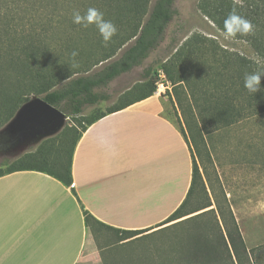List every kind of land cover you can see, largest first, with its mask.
<instances>
[{"label": "trees", "instance_id": "1", "mask_svg": "<svg viewBox=\"0 0 264 264\" xmlns=\"http://www.w3.org/2000/svg\"><path fill=\"white\" fill-rule=\"evenodd\" d=\"M52 2L54 7L47 22L58 24L63 7H58L56 0ZM65 4L72 9L67 24H71V30L76 34L58 39L49 36L46 30L43 14L47 0H0V126L9 122L20 105L28 100L29 94L41 96L75 121L42 140L35 151L23 154L5 168L0 167V176L17 170H38L70 185L72 154L86 127L106 113L151 96L155 90L156 72L132 91L125 92L121 100L106 111L87 116L81 114L85 105L107 100L109 96L103 89L117 76L140 65L161 45L177 14L175 0H154L151 4L150 0H66ZM199 6L222 31L224 20L233 8L251 21L254 32L236 38L248 42L255 54L264 60V0H240L239 3L234 0H202ZM89 8L103 12L104 19L112 21L117 30L122 27L124 33L117 31L107 44L99 39L83 52L82 47H77L78 39L82 38V29H91L94 24L85 28L74 23L73 13L78 11L83 16ZM128 41L131 43L120 56L112 59ZM173 48L176 49L161 64V69L171 84L185 82V95L196 127L189 136L184 133L185 137L205 138L211 130L206 128V121L217 129L219 123L228 125L237 118L264 112V91L250 93L244 87L245 74L264 70V66L220 47L214 39L200 33L187 36ZM74 51L77 52L75 57L72 56ZM78 60L80 65H77ZM98 65L101 66L96 68ZM149 75L150 68L145 77ZM222 79L227 82L216 83ZM261 83L264 85V77ZM203 85H212L213 90L209 92ZM197 184L206 191L193 159L192 182L186 198L159 226L211 207L208 200L191 210L184 209ZM226 213L228 218L222 210L219 209L217 214L214 208H208L165 225L184 224L196 217L202 219L199 227H192L185 236L178 238L172 258L180 264H259L252 256L254 250L247 248L230 207ZM83 214L96 242L100 228L115 232L120 244L128 243L148 230L118 229L98 221L87 210ZM97 247L103 250L98 242ZM100 253L103 264H107L104 253ZM172 258H169L171 262H175Z\"/></svg>", "mask_w": 264, "mask_h": 264}, {"label": "crops", "instance_id": "2", "mask_svg": "<svg viewBox=\"0 0 264 264\" xmlns=\"http://www.w3.org/2000/svg\"><path fill=\"white\" fill-rule=\"evenodd\" d=\"M165 110L153 93L87 126L70 185L38 170L0 176V264H84L94 240L84 210L118 229L164 227L186 198L194 159L191 139ZM198 170L208 191L215 180L207 167Z\"/></svg>", "mask_w": 264, "mask_h": 264}, {"label": "rangeland", "instance_id": "3", "mask_svg": "<svg viewBox=\"0 0 264 264\" xmlns=\"http://www.w3.org/2000/svg\"><path fill=\"white\" fill-rule=\"evenodd\" d=\"M56 1L58 7H63V13L58 18V21L61 20V22L58 24L47 22L50 19V12L54 7L52 0H47L48 5L45 7L43 15L45 16V24H47L46 30H48V35L62 39L69 37V35L71 36L72 33L76 34V32L71 30V24H67L66 20L69 18L68 16L72 9L66 6V0ZM201 1L175 0L177 14L167 28L165 39L161 45L152 51L140 65L117 76L103 89V92L109 96L107 100L94 105H85L81 114L87 116L90 113L94 114L107 109L113 104H117L125 92L132 91L135 86L142 84L150 76L152 78L154 72L157 73V70L161 69V64L176 49H172V47L180 45L187 36L193 33H200L212 38L220 47L237 52L248 59L256 61L259 66H264V60L255 54L248 42L238 38L225 39L223 31L203 14L199 6ZM234 1L236 2L237 0ZM153 2L154 0H150V4ZM239 2L240 0H238ZM68 9L69 11H67ZM121 28L117 31L123 34L124 30H121ZM99 39H102L99 30L94 25H91V29H86V31L82 29V38L78 39L77 47H82L83 52H86ZM130 43L131 41L126 42L117 50L112 59L119 57ZM80 64L81 61L78 60L77 65ZM100 66L98 65L96 68ZM148 68H150V75L145 77V72ZM204 81L206 82V80ZM224 81L225 83L227 82L226 79H222L216 81V83ZM203 88L209 92L213 90L212 85H203ZM223 89H225L224 86ZM231 90L230 88V94ZM185 91V82H179L174 85L172 84L170 92L157 96L165 100L166 116L173 120L189 136L196 127L192 119L193 112L187 102ZM33 96L39 95L29 94L28 99ZM178 99H180L181 103ZM236 104L238 105L237 102ZM73 122H75L73 118L67 116L63 127L72 125ZM206 122V128L211 129L210 133L206 134L205 138H198L195 135L194 138L190 139L193 145V158L197 168L207 167L210 172L209 179H214L215 182L209 184L208 191H203L201 186L197 184L184 209L191 210L195 206L204 205L210 200L212 205L208 208H214L217 214L220 209L224 213V216L228 218V213L226 212L227 208L230 207L245 244L248 246L247 248L253 249L252 256L254 260L258 261L259 264H263L264 211H259L261 204L258 200H264V112L251 114L244 118H237L228 125L219 123L220 127L217 129H213V125L208 121ZM6 124L0 126L1 168H5L7 164L12 163L25 153L35 151L42 140L47 138L15 147L13 145L14 139L6 130ZM231 140H237V142H230ZM7 142L9 146H7ZM219 174L222 176V183ZM235 203L242 205L235 206ZM203 210L188 214L181 219ZM188 221L184 224L170 225L151 233H141L138 235V238L121 244L117 242L115 232L100 228L98 230L97 242L103 250L100 251L98 249L97 242L94 239L92 245L93 255L84 264H103L100 252L104 253L107 264H180L177 262V259L172 258L175 255L174 249L176 248L178 238L185 236L192 227H199L202 223V219L199 217ZM166 225H169V223ZM108 249L109 251L106 253L105 251ZM170 257L175 262H171ZM184 264L194 263L188 262Z\"/></svg>", "mask_w": 264, "mask_h": 264}, {"label": "water", "instance_id": "4", "mask_svg": "<svg viewBox=\"0 0 264 264\" xmlns=\"http://www.w3.org/2000/svg\"><path fill=\"white\" fill-rule=\"evenodd\" d=\"M66 119L63 111L41 96H33L20 105L5 127L18 147L56 134Z\"/></svg>", "mask_w": 264, "mask_h": 264}, {"label": "clouds", "instance_id": "5", "mask_svg": "<svg viewBox=\"0 0 264 264\" xmlns=\"http://www.w3.org/2000/svg\"><path fill=\"white\" fill-rule=\"evenodd\" d=\"M73 22L80 24L85 28L91 24H94L99 30L105 44L110 42L112 37L117 33L116 25L110 20H105L104 13L96 8H89L87 13L83 16L78 11L74 12ZM253 32L254 25L252 22L238 14L235 8H233V10L224 20L223 35L225 39L236 38L238 35L246 36L252 34ZM76 55L77 52L74 51L72 56L75 57ZM262 77H264V70L245 74L244 87L250 93L264 91V85L261 83ZM259 211H264V205H260Z\"/></svg>", "mask_w": 264, "mask_h": 264}, {"label": "built area", "instance_id": "6", "mask_svg": "<svg viewBox=\"0 0 264 264\" xmlns=\"http://www.w3.org/2000/svg\"><path fill=\"white\" fill-rule=\"evenodd\" d=\"M172 84L169 79L166 77L164 71L162 69H158L156 73L155 79V90L153 93L161 96L166 92L171 91Z\"/></svg>", "mask_w": 264, "mask_h": 264}]
</instances>
